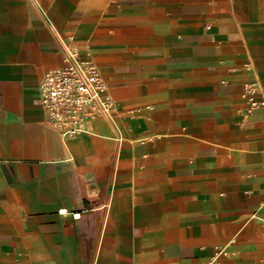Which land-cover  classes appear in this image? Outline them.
Listing matches in <instances>:
<instances>
[{
  "label": "crops",
  "instance_id": "0c3cea01",
  "mask_svg": "<svg viewBox=\"0 0 264 264\" xmlns=\"http://www.w3.org/2000/svg\"><path fill=\"white\" fill-rule=\"evenodd\" d=\"M67 45L116 103L73 137ZM263 200L264 0H0V264H264Z\"/></svg>",
  "mask_w": 264,
  "mask_h": 264
},
{
  "label": "built area",
  "instance_id": "2783aa9c",
  "mask_svg": "<svg viewBox=\"0 0 264 264\" xmlns=\"http://www.w3.org/2000/svg\"><path fill=\"white\" fill-rule=\"evenodd\" d=\"M39 99L51 126L71 137L81 134L96 118L110 115L116 104L97 63L92 58L81 59L79 50L69 45L63 49V64L45 72Z\"/></svg>",
  "mask_w": 264,
  "mask_h": 264
}]
</instances>
